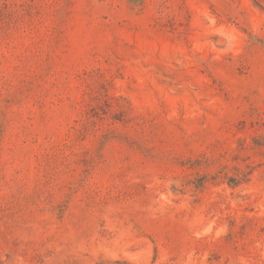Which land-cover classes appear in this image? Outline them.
I'll list each match as a JSON object with an SVG mask.
<instances>
[{
  "label": "rangeland",
  "instance_id": "374dc122",
  "mask_svg": "<svg viewBox=\"0 0 264 264\" xmlns=\"http://www.w3.org/2000/svg\"><path fill=\"white\" fill-rule=\"evenodd\" d=\"M0 264H264V0H0Z\"/></svg>",
  "mask_w": 264,
  "mask_h": 264
}]
</instances>
